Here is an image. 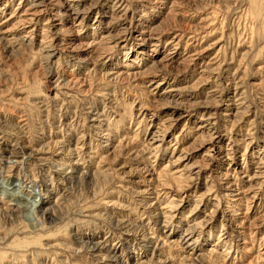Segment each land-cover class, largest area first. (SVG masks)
I'll return each instance as SVG.
<instances>
[{"label": "rangeland", "instance_id": "1", "mask_svg": "<svg viewBox=\"0 0 264 264\" xmlns=\"http://www.w3.org/2000/svg\"><path fill=\"white\" fill-rule=\"evenodd\" d=\"M0 264H264V0H0Z\"/></svg>", "mask_w": 264, "mask_h": 264}, {"label": "bare ground", "instance_id": "2", "mask_svg": "<svg viewBox=\"0 0 264 264\" xmlns=\"http://www.w3.org/2000/svg\"><path fill=\"white\" fill-rule=\"evenodd\" d=\"M38 6H39V3L37 4H32V5H29L28 7H27V12H26V15H24V18L21 20V21H19V25L21 26V25H25V24H27V23H30L31 22V20L32 19H34V17H36L38 14H37V11L39 10H37V8H38ZM45 6V5H44ZM48 7V6H47ZM43 9V8H42ZM42 11V10H41ZM76 12V11H75ZM69 13V12H68ZM73 13V12H72ZM78 14V13H77ZM76 14V15H77ZM73 16V15H72ZM74 17V16H73ZM33 22V21H32ZM49 25V24H48ZM52 27V26H51ZM60 28V27H59ZM60 30V29H59ZM53 35H55V34H53ZM25 36H27V35H25ZM52 39H53V37H52ZM51 39V40H52ZM47 43V42H46ZM59 44V43H58ZM50 45V44H49ZM49 47V46H48ZM48 50V49H47ZM139 71V70H138ZM137 71V72H138ZM135 72V71H134ZM143 72V71H142ZM141 72V73H142ZM143 73H145V72H143ZM154 135V134H153ZM157 135H155V136H152L151 137V139H152V143H154V142H156L158 139H157V137H156ZM151 144V143H150ZM157 144V143H156ZM3 180V179H2ZM3 181H5L6 183L7 182H9V179H7V178H4V180ZM10 185H12V187L10 188V190H12V192H7L8 194H9V196L10 197H12V199H14L15 200V198H18L19 197V189L20 188H25V186H24V183H19V184H10ZM14 187H15V189H14ZM22 192V191H21ZM33 193V192H32ZM188 244V246L190 245V244H192V242L190 243H187ZM186 248V247H185Z\"/></svg>", "mask_w": 264, "mask_h": 264}]
</instances>
